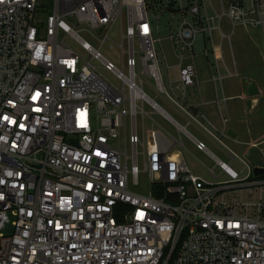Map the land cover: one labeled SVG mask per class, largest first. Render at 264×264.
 Here are the masks:
<instances>
[{"label": "built area", "instance_id": "built-area-1", "mask_svg": "<svg viewBox=\"0 0 264 264\" xmlns=\"http://www.w3.org/2000/svg\"><path fill=\"white\" fill-rule=\"evenodd\" d=\"M228 1L0 0V264H264V174L242 184L259 189L256 200L229 198L238 171L217 158L229 180L193 172L184 142L153 115L175 118L143 87L148 76L156 96L195 117L198 33L225 14L248 21L240 0ZM165 12L180 59L167 84L155 36ZM117 21L120 65L80 33L108 40ZM141 173L148 195L129 187Z\"/></svg>", "mask_w": 264, "mask_h": 264}, {"label": "rangeland", "instance_id": "rangeland-1", "mask_svg": "<svg viewBox=\"0 0 264 264\" xmlns=\"http://www.w3.org/2000/svg\"><path fill=\"white\" fill-rule=\"evenodd\" d=\"M226 1V8L230 1ZM243 5V8L246 12L250 13L251 10H254L253 13L247 15L248 18L258 19L261 18V15L264 18V0H240ZM214 3L219 7L218 0H214ZM52 0H43L42 6L47 9L52 8ZM159 11H157V16ZM170 14L162 13L160 18H155V23L158 24L160 31L155 33L156 37H163L162 41H157V49H158V57L162 68V74L165 78V82L167 84V69L166 63H174L175 57L173 50L170 46V40L167 39L168 28L170 27ZM178 21V18L175 19L174 24ZM79 28V24L76 25ZM170 29V28H169ZM120 22L117 21L114 23L109 30L110 39L103 40L106 31L99 30L95 33V35L91 34L86 30H80L81 35L87 39L90 43H92L95 47H98L102 54L108 59L113 60L116 64H121V47L119 46V42H121L120 36ZM222 30L226 33V35L230 34V37L227 36L223 41L220 40V34L215 30V44L222 45L221 50L223 54V59H221V73L223 75H228V70L225 65L223 66V61L230 67L232 70L238 71V75L235 77H229L234 81L240 78L245 83L248 81L245 77L251 76H259L262 81H264V31L263 24H253L252 21L248 22H237L235 27L233 28V23L229 16L226 14L222 17ZM208 36V33L205 31H200L198 33V37L196 43L194 44L193 52L195 54V60L200 63V60H204L203 62L215 61L216 55L210 49L211 41L210 39L204 42V37ZM222 42V43H221ZM207 43V44H205ZM206 45L208 50V55L204 56L201 54L202 48L201 46ZM138 48L139 45L136 44ZM206 49V50H207ZM205 52V50H204ZM236 64V67L234 65ZM204 64V63H203ZM203 64H199L200 68ZM206 69L203 67L202 71H200L201 76L211 75V72L205 71ZM243 77V78H242ZM228 79V78H227ZM145 83L143 84L144 89L147 93L155 97L156 100L161 104L163 108H165L172 116H176L175 110L169 105L165 99L161 96H156L154 90L149 87L148 83H150V78L148 76H144ZM226 81V80H225ZM189 97L191 96V91H187ZM146 108L150 110V106L146 104ZM156 117L159 122L168 130L173 131L172 124L164 117H162L159 113L153 115ZM201 118V117H200ZM203 122L206 121L201 118ZM138 126L141 128L142 117L138 115L137 117ZM149 123V122H148ZM190 131L200 140L206 143L208 149L222 161H225L227 164H230L233 168L238 171L240 180L230 182L228 184L233 185L232 187L224 189L225 194L229 198H236L241 201H250L256 200L259 196V189L255 193L253 191L254 185H242L243 183L252 182L253 180H258L261 175L255 173L254 167L256 163H261L264 165V161H259L257 158H262V153L258 148L252 149L250 154L245 153V145H240L239 147L233 146L229 143L227 139H225L219 132L215 131L217 135L222 139V141L234 149L238 154V157H234L232 159L228 154V148L222 145L217 139H215L208 132L202 133L199 130L195 129L193 126L189 127ZM209 136H208V135ZM182 140L184 142V146L180 147L182 150L183 156L187 161V164L191 168V170L201 176H203L209 182H218L229 180L230 176L221 169L219 164L217 163L215 157H213L206 150L198 149L195 145V141L189 136H182ZM248 162L252 166V172L249 178L245 179L244 177L248 174V169L246 167L245 162L242 159ZM211 169L214 170L218 176L212 174ZM129 187L132 191H135L139 194L148 195L150 193L151 185L148 177L141 173L138 183H134L132 177L129 178ZM252 188V189H251ZM14 220V217L11 215V221ZM14 230V226L12 222L8 223L4 233L10 234Z\"/></svg>", "mask_w": 264, "mask_h": 264}, {"label": "crops", "instance_id": "crops-1", "mask_svg": "<svg viewBox=\"0 0 264 264\" xmlns=\"http://www.w3.org/2000/svg\"><path fill=\"white\" fill-rule=\"evenodd\" d=\"M214 5L216 4L214 3ZM253 12L254 10H251L250 13H246L247 15H250ZM247 19L249 22L253 20H264L262 15L261 18L258 19H252L251 17H247ZM231 21L233 23V28L235 27L237 22H240H234L232 19ZM210 24L212 28L211 30H205L208 33V36L206 35L204 37V42L207 41V39H210V49L212 52L215 53L216 60L208 62H203L204 60H200L199 64L204 63L201 68L198 62L195 60L199 82L198 84L189 86L187 88V91L189 90L192 93L190 97L189 95H187V108L190 113L195 117H192L189 113H186L181 109L175 108V106L171 104L172 108L175 110L176 113V116H173L175 118L176 124L174 122L169 121L173 126V131L171 132L181 140L182 136L187 135L191 137L194 141H196V139L198 138L189 129V127L193 126L195 129L205 134L206 132L210 134V130L214 133L216 137H218L222 141L219 135L216 134L215 131H217L225 139H227L231 145L236 147H239L240 145H245L246 154H250L252 149L258 148L262 153V158L258 157L257 160L258 162L264 161V81H262L259 76L245 77L246 79H248V81H246L245 83L240 78L235 81L233 79H230L229 77L237 76L238 71L236 70V68L235 70L230 69V67L225 63V61H223V66L225 65L226 69L228 70V75H223L221 73L220 60L223 59V54L221 50L222 45L215 44L214 34L215 30L218 31L220 34L221 41H223L224 38L227 36L230 37V34L226 35V33L222 30V18L220 20L212 21ZM169 36L170 30L168 28V40H170L168 38ZM197 37L195 39L194 44L196 43ZM205 44L201 46V54L207 56L209 49H207ZM170 46L173 50L175 61L172 64L168 62L166 63L167 78L169 76V66L170 73L172 74L173 79L177 80L179 78L180 59L177 56L176 51L174 50L171 40ZM177 51L178 53H183L185 56L188 55L187 50H182L180 45L178 46ZM186 61H188V59H186ZM234 65L236 67L235 62ZM203 67L206 69L205 71L207 72L212 71L211 75L203 74L204 76L200 77V71H202ZM216 74H221L222 80L214 79V76ZM200 117L203 118L206 123L203 122ZM211 135L213 136V134ZM223 143L221 144L228 148V154L232 159H234V157H238V154L234 149ZM210 154L215 157V159L218 158L211 151ZM242 161L246 162L243 159ZM228 165L233 168L230 164ZM256 166L264 167V165H262L261 163H256L255 167ZM233 169L236 170L235 168Z\"/></svg>", "mask_w": 264, "mask_h": 264}, {"label": "water", "instance_id": "water-1", "mask_svg": "<svg viewBox=\"0 0 264 264\" xmlns=\"http://www.w3.org/2000/svg\"><path fill=\"white\" fill-rule=\"evenodd\" d=\"M254 170H255V173L258 174V175L259 174H264V167L256 166Z\"/></svg>", "mask_w": 264, "mask_h": 264}]
</instances>
